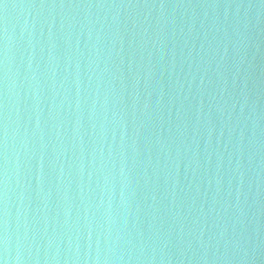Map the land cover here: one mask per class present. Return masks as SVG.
Instances as JSON below:
<instances>
[{"label": "water", "instance_id": "water-1", "mask_svg": "<svg viewBox=\"0 0 264 264\" xmlns=\"http://www.w3.org/2000/svg\"><path fill=\"white\" fill-rule=\"evenodd\" d=\"M5 229L9 264H264V0H0Z\"/></svg>", "mask_w": 264, "mask_h": 264}, {"label": "clouds", "instance_id": "clouds-1", "mask_svg": "<svg viewBox=\"0 0 264 264\" xmlns=\"http://www.w3.org/2000/svg\"><path fill=\"white\" fill-rule=\"evenodd\" d=\"M7 7V5H5ZM6 224V222H5ZM3 256H0V264H9V258H8V240L6 235V229H5V236L3 237Z\"/></svg>", "mask_w": 264, "mask_h": 264}]
</instances>
